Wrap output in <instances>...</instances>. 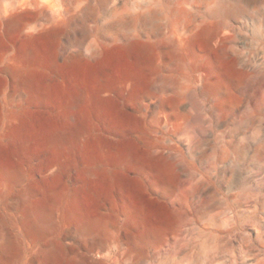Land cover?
Returning <instances> with one entry per match:
<instances>
[{
  "label": "rangeland",
  "instance_id": "obj_1",
  "mask_svg": "<svg viewBox=\"0 0 264 264\" xmlns=\"http://www.w3.org/2000/svg\"><path fill=\"white\" fill-rule=\"evenodd\" d=\"M15 88L12 264H264V0H0Z\"/></svg>",
  "mask_w": 264,
  "mask_h": 264
},
{
  "label": "bare ground",
  "instance_id": "obj_2",
  "mask_svg": "<svg viewBox=\"0 0 264 264\" xmlns=\"http://www.w3.org/2000/svg\"><path fill=\"white\" fill-rule=\"evenodd\" d=\"M16 88L1 99L0 108V262L12 264L21 254V243L13 230L20 228L19 202L23 197V178L19 168V141ZM7 218L10 225L4 222ZM29 229L34 222L28 216ZM33 245L30 244V249ZM31 260L34 256L31 255Z\"/></svg>",
  "mask_w": 264,
  "mask_h": 264
}]
</instances>
